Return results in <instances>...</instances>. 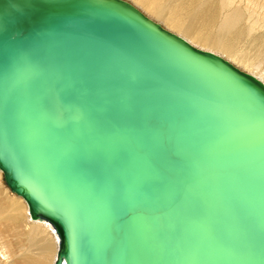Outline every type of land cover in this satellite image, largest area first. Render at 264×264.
<instances>
[{
  "label": "water",
  "instance_id": "obj_1",
  "mask_svg": "<svg viewBox=\"0 0 264 264\" xmlns=\"http://www.w3.org/2000/svg\"><path fill=\"white\" fill-rule=\"evenodd\" d=\"M0 168L54 264H264V85L123 0H0Z\"/></svg>",
  "mask_w": 264,
  "mask_h": 264
},
{
  "label": "bare ground",
  "instance_id": "obj_2",
  "mask_svg": "<svg viewBox=\"0 0 264 264\" xmlns=\"http://www.w3.org/2000/svg\"><path fill=\"white\" fill-rule=\"evenodd\" d=\"M123 1L264 85V0ZM60 245L56 225L32 216L0 168V264H54Z\"/></svg>",
  "mask_w": 264,
  "mask_h": 264
},
{
  "label": "rangeland",
  "instance_id": "obj_3",
  "mask_svg": "<svg viewBox=\"0 0 264 264\" xmlns=\"http://www.w3.org/2000/svg\"><path fill=\"white\" fill-rule=\"evenodd\" d=\"M257 10H258V11H257ZM257 10H256V11H257V13L262 11L261 9H257ZM260 10H261V11H260ZM258 14H259V13H258Z\"/></svg>",
  "mask_w": 264,
  "mask_h": 264
}]
</instances>
